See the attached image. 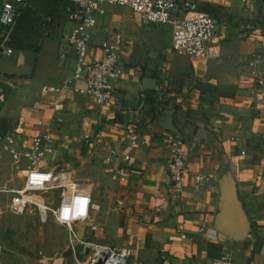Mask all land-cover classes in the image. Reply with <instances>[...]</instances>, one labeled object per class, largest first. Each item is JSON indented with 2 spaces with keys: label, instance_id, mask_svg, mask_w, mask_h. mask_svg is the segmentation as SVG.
<instances>
[{
  "label": "crops",
  "instance_id": "0c3cea01",
  "mask_svg": "<svg viewBox=\"0 0 264 264\" xmlns=\"http://www.w3.org/2000/svg\"><path fill=\"white\" fill-rule=\"evenodd\" d=\"M215 1L224 14L219 57L209 63L178 57L171 46L146 50L133 44L117 15L101 19L110 5L102 4V13H94L90 56L100 58L99 45L107 41L121 58V78L111 83L109 102L97 108L62 87L74 52L67 34L61 39L53 34L36 50L42 65L47 63L38 95L20 92L28 105L9 114L20 124L17 141L37 133L39 120L51 127L56 139L49 158L59 161L61 152L77 148L99 156L110 177L97 184L106 201H97L91 189L89 226L96 228L107 215L106 221L119 225L125 244L144 248L161 264H207L223 252L236 264H264V90L239 85L253 71L264 76V0H239L241 6ZM204 5L209 4L199 7ZM144 25L151 36L157 34V25ZM254 57L258 65L250 67ZM45 86L58 92L42 94ZM129 133L143 143L128 148ZM167 137L182 138L188 151L190 175L181 192L168 177ZM109 148L118 151L111 164L105 162ZM120 167L127 172L124 181L111 177ZM193 175L208 181L198 186Z\"/></svg>",
  "mask_w": 264,
  "mask_h": 264
},
{
  "label": "built area",
  "instance_id": "2783aa9c",
  "mask_svg": "<svg viewBox=\"0 0 264 264\" xmlns=\"http://www.w3.org/2000/svg\"><path fill=\"white\" fill-rule=\"evenodd\" d=\"M223 1V0H222ZM247 3L249 0H240ZM29 0H1L0 2V55L10 56L7 45L10 35L22 9L28 5ZM227 2V0H226ZM219 5L215 0H62L67 20L73 25L67 37V41L74 52V67L69 77L64 81L63 88L72 90L75 94L89 99L94 107L105 106L110 99L111 83L121 78L122 70L118 63V55L115 49L103 41L99 48L102 53L100 58L90 56L92 47V29L96 26L94 13L101 12L102 4H110L130 9L139 15L142 23L153 25H170L172 29V51L178 55L187 57L202 63L219 57L217 51V37L219 21L209 13L199 11V4ZM258 58L251 60L248 65H258ZM78 83H81L78 85ZM6 85L12 86L11 81ZM239 85L244 89L264 90V76L261 71H253L239 79ZM58 89L43 87L42 94H54ZM4 89L0 85V104L4 103ZM51 112L56 110L53 106ZM84 124L87 123L85 120ZM37 133L28 139L11 142L5 148L12 160L21 158L28 164L23 171V187L16 192V206L14 212L22 214L26 205H34L40 210L43 200L25 198L29 191L43 192L52 189L62 190L60 208L56 211V220L62 224H84V232L90 220L91 193L89 185L69 179L65 173H55L46 161V157L54 150L55 135L48 124L42 120L37 121ZM140 141L136 134L129 133L127 146L130 149L137 148ZM170 159L167 163V172L175 190L181 192L185 179L190 175L186 160L188 151L182 138L167 137ZM115 148H109L105 162L111 164L117 156ZM58 176L59 180H54ZM127 172L120 167L114 170L111 177L124 181ZM208 178L193 175V182L200 186L205 184ZM1 225V211H0ZM70 239L78 242L77 230H68ZM83 247L91 255V264L102 260V264H126L131 252L128 248L121 250L108 246H96L92 243H84ZM1 250V249H0ZM87 251V252H88ZM105 259V260H104ZM207 264H236L230 252H223Z\"/></svg>",
  "mask_w": 264,
  "mask_h": 264
},
{
  "label": "rangeland",
  "instance_id": "374dc122",
  "mask_svg": "<svg viewBox=\"0 0 264 264\" xmlns=\"http://www.w3.org/2000/svg\"><path fill=\"white\" fill-rule=\"evenodd\" d=\"M230 1L234 6L243 4L239 0ZM104 8L107 14L100 16L101 19L107 20L108 15H117L122 33L133 44L146 50H153L162 44L172 47L170 25H157L153 29L157 34L151 36L149 26H139L138 15L132 13L130 16L129 9L110 5H105ZM49 17L52 19L50 23L47 22ZM221 20H218L219 23ZM72 27L66 18L62 0H29L11 32L7 45L10 56L0 55V85L5 95L4 103L0 104V264H91V255L89 251L85 252L84 243L108 245L119 250L128 248L131 254L127 257L126 264H161L159 258L153 262L145 254L144 248L125 244V237L120 236L119 225L108 217L107 222V215L104 219L97 220L96 228L87 225L86 235L84 232L78 233V229H83L84 224L68 226L58 222L56 211L62 201L61 189L26 192L25 198H41L43 207L40 206V210L34 205H26L22 214L14 212L18 198L15 191L23 187V171L28 162L24 158L14 161L5 151L8 144L16 142V138L20 137V124L16 114H9L28 105L19 95L20 92L29 96L35 93L38 95L40 86L43 85V71L47 63L42 65V58L36 51L42 40L53 34L51 38L61 39L66 34L68 36ZM44 44L46 42L42 44V49ZM120 60L118 55V63L121 65ZM212 60L214 59L208 60V63ZM24 79H29V83L18 85ZM7 81H11L12 86L6 85ZM61 155L59 161L53 155L46 157L53 172L65 173L72 181L90 184L93 193L97 194V201H106L104 187L97 184L106 182L110 174L100 157L82 148L67 152L65 156L61 152ZM60 177L63 176L54 180H59ZM69 229L77 230V238L82 244L69 238Z\"/></svg>",
  "mask_w": 264,
  "mask_h": 264
},
{
  "label": "trees",
  "instance_id": "16d2710c",
  "mask_svg": "<svg viewBox=\"0 0 264 264\" xmlns=\"http://www.w3.org/2000/svg\"><path fill=\"white\" fill-rule=\"evenodd\" d=\"M197 9L215 16L218 20L222 19L224 14L223 8L218 6L204 5Z\"/></svg>",
  "mask_w": 264,
  "mask_h": 264
},
{
  "label": "water",
  "instance_id": "95a60500",
  "mask_svg": "<svg viewBox=\"0 0 264 264\" xmlns=\"http://www.w3.org/2000/svg\"><path fill=\"white\" fill-rule=\"evenodd\" d=\"M79 232H84V228L83 229H78V233ZM88 250L86 249L85 252H87ZM105 260V259H104ZM96 264H102V260H98V262Z\"/></svg>",
  "mask_w": 264,
  "mask_h": 264
}]
</instances>
